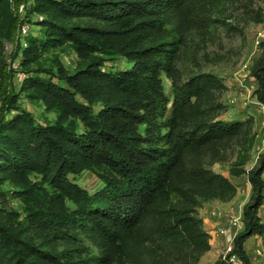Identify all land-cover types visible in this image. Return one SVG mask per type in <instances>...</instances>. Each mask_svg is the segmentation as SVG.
Returning a JSON list of instances; mask_svg holds the SVG:
<instances>
[{"label":"trees","instance_id":"obj_1","mask_svg":"<svg viewBox=\"0 0 264 264\" xmlns=\"http://www.w3.org/2000/svg\"><path fill=\"white\" fill-rule=\"evenodd\" d=\"M193 1L11 0L4 38L22 71L33 72L19 90L54 117L37 121L3 74L0 184L12 185L20 209L0 190V264H196L209 249L198 209L228 201L235 186L205 156L249 126L212 116L221 105L206 96L222 86L219 77H180ZM7 4L0 0V14ZM33 13L38 33L20 36ZM65 45L76 56L71 71L56 57L49 75L32 68ZM259 49L250 74L264 111V41ZM118 59L123 68L104 64ZM244 144L229 169L246 172L250 184L232 252L242 264H259L243 243L251 235L264 243V150L245 171L252 139ZM85 171L97 182L92 190L80 180ZM211 264L230 263L220 254Z\"/></svg>","mask_w":264,"mask_h":264},{"label":"rangeland","instance_id":"obj_2","mask_svg":"<svg viewBox=\"0 0 264 264\" xmlns=\"http://www.w3.org/2000/svg\"><path fill=\"white\" fill-rule=\"evenodd\" d=\"M193 2L195 10L191 27L184 36L176 60L180 77L183 80L199 72H209L219 77L222 86L211 90L206 96V99L221 105L212 116L223 121L243 120L244 125L249 126L247 134L240 133L221 142L216 148L209 150L205 156V159L210 161L209 169L227 177L234 184L235 193L228 200L229 202L234 201H231L228 207L220 206L217 200H209L205 201L200 208L207 207L208 211L217 209L221 213L219 218L226 221L228 216L237 215V210L241 209L250 193L246 172L239 174L229 172L237 152L242 145L246 144L244 141L250 137L252 145L247 152L248 159L242 165L246 171L254 164L258 154L264 150V126L262 124L264 111L252 94L256 83L250 74V68L260 52L259 44H255V39H259L258 32L264 31V0H194ZM10 9L8 0L6 9L0 14V90L4 79L7 78H3V74L9 75V81L17 96V104L29 110L37 121L53 118L54 112L45 110L40 101L25 96L24 92L19 90L22 79L32 75L33 72L22 71L17 59L12 57L11 41L4 38L11 14ZM24 14L21 13V15ZM27 17L29 22H24L27 26L26 36L38 33L37 21L40 16L33 13L28 14ZM262 41L264 38L259 39L260 43ZM55 57L67 70L73 69L76 56L67 45L42 53L32 68L36 69L38 74L49 75L46 71L54 70L53 59ZM104 64L108 67L114 65L115 68L125 66L122 59L114 62L107 60ZM161 78L164 90L168 93L171 88L170 79L165 76L164 72L161 73ZM262 176L264 177V172ZM80 180L85 182L90 190L97 184L91 173L86 171L80 175ZM11 188L12 185L9 182L0 184V190L6 192L5 198L9 207L20 209V203L12 196ZM259 244L264 247L262 241ZM251 248L252 246H249L247 249L249 255ZM200 257L196 264H200ZM211 258L212 256L203 259L201 264H208ZM253 262L264 264V258Z\"/></svg>","mask_w":264,"mask_h":264},{"label":"crops","instance_id":"obj_3","mask_svg":"<svg viewBox=\"0 0 264 264\" xmlns=\"http://www.w3.org/2000/svg\"><path fill=\"white\" fill-rule=\"evenodd\" d=\"M231 201H233V200H231ZM231 201L230 202L229 201H225V202L219 201L220 206L228 207L229 205H231L230 204ZM259 214H260V216L264 217V204H262L261 207L259 208ZM237 215H239L241 217V209L237 210ZM199 216L202 220L203 228L209 234V245H210L209 249L207 251H205L202 254V256L200 257V264L202 263L201 261L203 259H207V257L212 256L211 261L208 263V264H211L216 259V257L219 256L222 248L224 247V245L226 244V242L229 239V234L222 235L219 232V230L221 228L227 226L226 225L227 223L222 218L212 216L210 214V211L207 210V207L200 208ZM260 242H261L260 237L255 236V235H251L243 243L244 250L248 254L251 261H255L257 259L262 260V258H264V257H257L254 254V249L260 245L259 244ZM249 246H252L251 251H250V253H251L250 255H249L248 250H247ZM252 258H254L255 260H253Z\"/></svg>","mask_w":264,"mask_h":264},{"label":"built area","instance_id":"obj_4","mask_svg":"<svg viewBox=\"0 0 264 264\" xmlns=\"http://www.w3.org/2000/svg\"><path fill=\"white\" fill-rule=\"evenodd\" d=\"M9 1L11 2V0H9ZM21 9H22V3H20L18 5V10L21 11ZM26 32H27V26L25 24L21 25V27H20V36H24L26 34ZM258 36H259V39L260 38H264V31L258 32ZM259 39H255V44H259ZM20 44L22 46L25 45V41H24L23 38L21 39ZM261 107L263 109V106L262 105H261ZM262 124L264 126V120H263ZM210 214L212 216H215V217L221 216L220 211L217 210V209L211 210L210 211ZM226 223H227L226 224L227 226L221 228L219 230V232L222 235L229 234V239L226 242V244L224 245V247L222 248L220 254H221L222 257H225L230 264H242L241 263V260L238 258V256L235 253L232 252V248H233V237L242 228L241 217L239 215H236V216L235 215L228 216L226 218ZM254 254L257 257H264V247L262 245L257 246L254 249Z\"/></svg>","mask_w":264,"mask_h":264}]
</instances>
